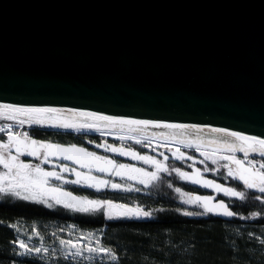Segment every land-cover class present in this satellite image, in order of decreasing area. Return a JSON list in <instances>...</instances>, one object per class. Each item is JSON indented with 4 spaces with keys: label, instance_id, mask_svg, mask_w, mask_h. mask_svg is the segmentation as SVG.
I'll list each match as a JSON object with an SVG mask.
<instances>
[{
    "label": "water",
    "instance_id": "1",
    "mask_svg": "<svg viewBox=\"0 0 264 264\" xmlns=\"http://www.w3.org/2000/svg\"><path fill=\"white\" fill-rule=\"evenodd\" d=\"M0 103L264 133V0H0Z\"/></svg>",
    "mask_w": 264,
    "mask_h": 264
},
{
    "label": "snow or ice",
    "instance_id": "2",
    "mask_svg": "<svg viewBox=\"0 0 264 264\" xmlns=\"http://www.w3.org/2000/svg\"><path fill=\"white\" fill-rule=\"evenodd\" d=\"M0 121H4L0 123V134H3L0 136L2 198H13L50 210L62 209L67 213L107 221L147 219L151 218L152 212L144 210L139 204L77 195L66 186L92 189L95 193L106 190L141 193L157 184H164L166 177L174 176L180 181L210 189L230 199L244 202L255 200L264 205V133L247 135L243 131H231L223 127L206 131L197 124L172 123L159 118L134 119L126 115H106L102 111L16 103H0ZM25 126L28 129L39 126L64 130L65 133H98L101 142L88 141L95 149L126 157L135 163L120 162L109 155L89 150L86 146L36 139ZM109 136L119 141V146L107 143L105 138ZM127 141H132V145H128ZM134 146L147 151L137 150ZM183 149H193L200 159ZM238 153L243 154L242 158L237 156ZM256 156L260 159L257 160ZM170 159L191 162L187 164L191 171L169 164ZM198 164L203 165V169L197 167ZM46 165L49 167L46 168ZM221 169L224 170L223 174ZM209 172L226 182H237V185L226 186L216 179H208L205 173ZM167 188L179 194L181 204L201 209L190 211L177 207L174 210L185 217L215 215L248 220L261 215H240L223 199L182 191L181 187H174L172 182L167 183ZM248 190H254L259 195ZM8 226L19 232L17 226ZM31 231L39 235L36 228ZM97 231L101 233L100 236L96 232H82L74 239L70 232V238L59 239V247L52 249L43 244L35 246L23 239H14L11 241L15 246L13 254L20 258L39 257L41 260H51L55 256V264H59L61 258L69 264H94L97 259L99 264H114L119 260L118 247L111 244L106 246L104 230L101 228ZM248 235L253 237L251 232ZM255 239L264 246V235ZM19 264H28V260L21 259Z\"/></svg>",
    "mask_w": 264,
    "mask_h": 264
},
{
    "label": "trees",
    "instance_id": "3",
    "mask_svg": "<svg viewBox=\"0 0 264 264\" xmlns=\"http://www.w3.org/2000/svg\"><path fill=\"white\" fill-rule=\"evenodd\" d=\"M136 197L149 204L153 210L151 218L105 222L102 218L4 199L0 201V264H19L21 259H27L28 264H45L44 260L14 256L15 246L11 241L17 239V231L8 225L21 223L39 225L42 236L48 233L43 228L46 225L62 227L71 224L79 230L99 234L97 230L102 228L105 245L118 247L119 260L114 264H264V246L255 239L264 235V205L259 201L233 200V210L240 215L261 214L254 219L239 220L237 217L226 222L207 217L195 221L174 211L180 208L178 196ZM249 232L253 237H249ZM59 264L69 262L59 260ZM94 264H99V260Z\"/></svg>",
    "mask_w": 264,
    "mask_h": 264
},
{
    "label": "flooded vegetation",
    "instance_id": "4",
    "mask_svg": "<svg viewBox=\"0 0 264 264\" xmlns=\"http://www.w3.org/2000/svg\"><path fill=\"white\" fill-rule=\"evenodd\" d=\"M25 128L27 130H29L30 134L39 140H43V141H51L54 143H61V144H77V145H81V146H86L89 148V150H95L97 151L98 154H106L109 155L110 157H114L116 159H118L120 162H128V163H135L133 161L128 160V158L126 157H118L115 156L112 153H104L102 149H95L93 144H89L88 141H94L95 143H99L101 142V137L98 133H92V132H88V133H77V132H68L65 133L64 130H52V129H48V128H41L39 126H33L31 129H28L27 126H25ZM3 134H0V136H2ZM107 143H111L114 145L119 146L120 142L114 140L113 137H107L105 138ZM128 145H132V141H127L126 142ZM136 147L137 150H141V151H147V150H142L140 149L139 146H134ZM183 151H185L188 154H192L195 155L197 157V159H200L198 153H195V151L193 149H183ZM149 154H153L154 153H149ZM170 155V154H169ZM254 155V154H253ZM237 156L239 158H242L243 154L242 153H238ZM257 160H259L260 158L258 156L255 157ZM23 159H31V158H23ZM191 163V162H179V161H175V160H169V164L181 167L183 170L185 171H191L190 168L187 167V164ZM139 166V165H138ZM46 168L49 166H45ZM197 167H200L201 169H203V165H197ZM224 170L221 169V174H223ZM205 177L208 179H216L217 182L220 183H225L226 186H233L235 187L237 185V182L234 181H224L220 176H214L211 172L209 173H205ZM117 180V182H119L118 178H115ZM168 182H172L174 187H181L182 191H190L193 192L194 194H200V195H213L216 196L217 199H223L226 203H228L232 208H233V200L234 198L230 199L228 197H224L222 194H215L213 192H210L206 189L203 188H198L195 186L190 185L189 183L180 181L178 178H174L173 177H166L165 179V183L164 184H157L155 185L151 190H144L141 193H120V192H113L111 190H106L102 193H95L94 190L92 189H86V188H78L76 186H72V185H68L66 186L68 188V190H71L74 192V194L77 195H88V196H131V199H118V197H110V199H113L115 201L118 202H124V203H128L130 205H135V204H139L142 208H144V210L147 211H153L149 204H147L145 201H143L142 199H140L139 197L136 196H179V194L175 193L173 189H169L167 188V183ZM240 188L242 189V185H240ZM150 191V194H149ZM250 192H253L255 195H259V193H255L254 190H248ZM125 198H130V197H125ZM4 199H13V198H2L0 197V201L4 200ZM197 209V208H195ZM198 211H201V209H198ZM201 219H204L205 216H200ZM208 218H211L210 216H208ZM214 218V217H213ZM132 219H136V218H131ZM123 220V219H120ZM137 220H146V219H137ZM105 222H107V220H104ZM112 221H119V220H112Z\"/></svg>",
    "mask_w": 264,
    "mask_h": 264
},
{
    "label": "rangeland",
    "instance_id": "5",
    "mask_svg": "<svg viewBox=\"0 0 264 264\" xmlns=\"http://www.w3.org/2000/svg\"><path fill=\"white\" fill-rule=\"evenodd\" d=\"M4 121H0V123H3ZM112 197V196H111ZM125 197H130V198H125ZM94 198H101V199H110V196H96ZM118 198H121V200L123 199H131V196H118ZM179 199V206L182 209H188L190 211H198V209L193 208L192 206L189 205H184L180 203V196H178ZM19 228V232H17V239H23L25 240L27 243L31 244V245H35V246H41V244H43L44 247H48L49 249L52 248H58L59 244H58V240L59 239H68L69 237V233L71 232V238H75L76 236L80 235L82 232L86 233V232H90V231H84V230H79L77 227H75L74 225H65L62 227H57L56 225L53 226H44V230H47L48 233L45 236H42L39 232V235H34L31 231L32 228H36L37 230H39L38 228L39 225H27V224H23L21 223L20 225H17ZM73 229H75V231H72ZM104 230V229H103ZM96 232V231H93ZM53 233H55L56 235L54 236ZM96 234L98 236H100L101 234L97 233ZM29 237H31V239H29ZM41 237H43V239L41 240ZM18 250V249H17ZM29 258H35L38 260H41L39 257H29ZM60 260H63L62 258ZM99 260V259H97ZM96 260V261H97ZM44 261H47V263H49L50 261H56V257L53 256L51 260H48L47 258H45Z\"/></svg>",
    "mask_w": 264,
    "mask_h": 264
},
{
    "label": "bare ground",
    "instance_id": "6",
    "mask_svg": "<svg viewBox=\"0 0 264 264\" xmlns=\"http://www.w3.org/2000/svg\"><path fill=\"white\" fill-rule=\"evenodd\" d=\"M205 128V127H204ZM207 129H211V128H205V130L207 131ZM208 135H211L210 133H208Z\"/></svg>",
    "mask_w": 264,
    "mask_h": 264
},
{
    "label": "built area",
    "instance_id": "7",
    "mask_svg": "<svg viewBox=\"0 0 264 264\" xmlns=\"http://www.w3.org/2000/svg\"><path fill=\"white\" fill-rule=\"evenodd\" d=\"M75 133V132H74Z\"/></svg>",
    "mask_w": 264,
    "mask_h": 264
}]
</instances>
